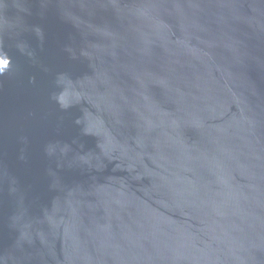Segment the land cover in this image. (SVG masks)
I'll return each mask as SVG.
<instances>
[{
	"label": "water",
	"instance_id": "obj_1",
	"mask_svg": "<svg viewBox=\"0 0 264 264\" xmlns=\"http://www.w3.org/2000/svg\"><path fill=\"white\" fill-rule=\"evenodd\" d=\"M0 264H264V0H0Z\"/></svg>",
	"mask_w": 264,
	"mask_h": 264
}]
</instances>
